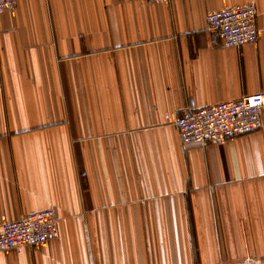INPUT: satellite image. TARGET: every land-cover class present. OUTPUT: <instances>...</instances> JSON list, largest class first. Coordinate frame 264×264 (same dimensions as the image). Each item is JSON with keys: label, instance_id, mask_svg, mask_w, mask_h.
Wrapping results in <instances>:
<instances>
[{"label": "crops", "instance_id": "0c3cea01", "mask_svg": "<svg viewBox=\"0 0 264 264\" xmlns=\"http://www.w3.org/2000/svg\"><path fill=\"white\" fill-rule=\"evenodd\" d=\"M253 1L226 48L210 12ZM264 93V0H15L0 14V225L58 237L0 264H264L259 129L185 147L188 109Z\"/></svg>", "mask_w": 264, "mask_h": 264}, {"label": "built area", "instance_id": "2783aa9c", "mask_svg": "<svg viewBox=\"0 0 264 264\" xmlns=\"http://www.w3.org/2000/svg\"><path fill=\"white\" fill-rule=\"evenodd\" d=\"M173 0H148L150 3H170ZM15 0H0V14L12 12ZM256 7L253 1L226 7L206 15L208 31L217 34L226 48H241L259 39L256 27ZM264 113V93L244 95L238 100L188 109L173 125L185 147L219 145L228 139L259 129ZM58 237L57 219L52 209L23 215L0 225V249L36 247Z\"/></svg>", "mask_w": 264, "mask_h": 264}]
</instances>
